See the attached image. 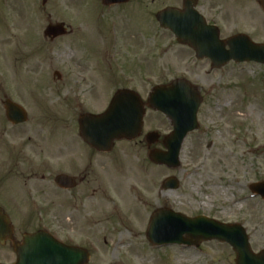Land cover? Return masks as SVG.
<instances>
[{
    "label": "rangeland",
    "instance_id": "rangeland-1",
    "mask_svg": "<svg viewBox=\"0 0 264 264\" xmlns=\"http://www.w3.org/2000/svg\"><path fill=\"white\" fill-rule=\"evenodd\" d=\"M43 1L0 0V207L14 240L0 246V264H13V244L38 230L85 249L88 264H235L231 248L216 241L197 248L152 246L146 229L162 208L241 225L253 252L264 249V201L248 189L264 182V67L230 63L211 71L197 62L155 20L166 7L180 9L183 0H131L108 8L100 0ZM196 1L221 38L242 33L264 43L259 0ZM49 23H63L72 33L49 43L43 36ZM80 56L90 62L86 83L103 86L99 97L82 96L81 72L73 65ZM179 78L197 87L203 103L178 169L146 157L149 130L161 127L153 147L164 150L171 125L163 116L161 122L146 118L139 139L117 142L107 155L79 139V116L103 111L114 89ZM5 100L23 107L26 123L7 122ZM85 172L90 176L72 191L54 183L59 174L78 180ZM168 177L178 180L177 190L161 191Z\"/></svg>",
    "mask_w": 264,
    "mask_h": 264
},
{
    "label": "water",
    "instance_id": "water-1",
    "mask_svg": "<svg viewBox=\"0 0 264 264\" xmlns=\"http://www.w3.org/2000/svg\"><path fill=\"white\" fill-rule=\"evenodd\" d=\"M129 0H101L104 6L125 4ZM45 2V0L43 1ZM264 12V0L259 1ZM195 0H184L182 10L166 8L155 16L159 26L170 31L177 42L192 48L197 59L208 58L215 68L230 61L235 63L254 62L264 65V44L253 43L246 35L237 34L224 41L219 40V30L209 26L194 9ZM44 35L56 38L65 35L63 25H49ZM227 46L228 49H225ZM155 88L149 100L150 106L170 121L172 132L164 139L166 152L151 151L149 160L159 166L177 169L183 140L188 133L198 128L197 110L201 104L196 89L182 79L161 86V103ZM6 119L14 124L26 121L24 110L6 100L3 103ZM143 118L142 104L137 95L130 91H118L109 108L101 115H82L78 119L80 138L93 149L107 153L116 141H133L141 133ZM149 145L157 140L155 133L147 135ZM55 182L62 188H72V181L58 176ZM179 184L173 178L162 182L161 191L176 190ZM249 190L264 200V182L253 183ZM12 235L8 217L0 209V245ZM147 240L155 246L185 245L199 246L201 242L226 243L235 253V264H264V251H251L248 237L240 225H227L203 216L188 218L169 209H158L150 217L146 232ZM14 264H87L89 254L80 248L61 244L44 231L24 235L21 244H15Z\"/></svg>",
    "mask_w": 264,
    "mask_h": 264
},
{
    "label": "flooded vegetation",
    "instance_id": "flooded-vegetation-1",
    "mask_svg": "<svg viewBox=\"0 0 264 264\" xmlns=\"http://www.w3.org/2000/svg\"><path fill=\"white\" fill-rule=\"evenodd\" d=\"M208 24H210V23H208ZM72 33V31H71V29L69 28V27H67V34L65 35V36H63V37H67V36H69L70 34ZM63 37H61V38H63ZM45 39L46 40H48L49 41V43H53L54 41H56L57 39H60V38H55V39H52L51 37H45ZM220 39H224V38H221L220 37ZM188 48V47H187ZM189 49V48H188ZM192 53H193V55H194V52L191 50V49H189ZM72 58V57H71ZM86 57H78L76 60H74L73 61V65L76 67V68H78L79 70H80V72H81V74L79 75V78L81 79V86H83L82 88H81V92H83L82 93V96L85 98V99H88V97H90V96H92V97H96V96H100V94L98 93V92H100V86H102V85H99V84H89L88 82L86 83V79H87V77H88V75H89V59H85ZM194 58H195V56H194ZM195 60L197 61V62H204L205 63V65H207L209 68H210V70L211 71H217V70H215V69H213L212 68V63L208 60V59H202V60H197L196 58H195ZM113 66H111V68H112ZM226 67V66H225ZM225 67H223V68H225ZM223 68H221V69H223ZM220 70V69H219ZM165 84H161V82L159 83V84H157V85H154V86H149V85H145V86H142V87H139V89L138 88H136V87H138V86H134V85H128V86H122V87H120V88H116V89H114L113 90V92H112V94H111V96H110V98H109V100H108V102H107V105H106V108L103 110V111H101V112H96V113H91V112H87V113H83V114H101V113H103L106 109H107V107L109 106V104H110V101H111V99H112V97L114 96V94L117 92V91H119V90H130V91H133V92H135L137 95H138V97H139V99H140V101H141V103L143 104V110H144V116H143V125H142V129L143 128H145L144 127V124H145V122H146V118H149V117H151V116H156L158 119H159V121L161 122V111H159V112H157V111H155V110H153L152 108H151V106L148 104V101H149V98L151 97V95L153 94V90H154V88L155 87H158V88H160V90H159V93H158V99H159V101L161 102V86H164ZM103 87V86H102ZM84 88V89H83ZM83 89V90H82ZM199 92V91H198ZM219 90L217 91V94H215V96H214V98H216V101L219 99ZM199 96L203 99V96L199 93ZM142 129H141V136H142ZM151 132H156L157 133V135H158V138H157V142L155 143V144H153V145H149L148 144V142H147V138H146V136H147V134L148 133H151ZM140 136V137H141ZM161 140V127H158V132L156 131V130H149L147 133H146V135L144 136V142H145V144H146V156L147 155H149V153L151 152V151H153V150H161L160 148H157V147H153V146H155V145H157V143H158V141H160ZM162 140H163V137H162ZM163 142V141H162ZM161 142V143H162ZM88 147V146H87ZM162 147H163V143H162ZM91 151H93L94 153H96L97 155H107V154H104V153H100V152H98V151H96L95 149H93V148H91V147H88ZM113 150V149H112ZM111 150V151H112ZM116 160H118V159H116ZM95 173H92V175H94ZM30 177L29 178H32L33 177V175L32 174H30L29 175ZM90 176V173H86L85 172V174H83L80 178H78V180H76L74 177H70L72 180H73V182L75 183V188L77 187V182L79 183V184H82V183H85V181H86V179L88 178V177ZM74 188V189H75ZM61 190V189H60ZM73 190V189H72ZM72 190H66V189H62V191H72ZM70 197H72V195L70 196Z\"/></svg>",
    "mask_w": 264,
    "mask_h": 264
},
{
    "label": "bare ground",
    "instance_id": "bare-ground-1",
    "mask_svg": "<svg viewBox=\"0 0 264 264\" xmlns=\"http://www.w3.org/2000/svg\"><path fill=\"white\" fill-rule=\"evenodd\" d=\"M134 220L136 221L137 225L141 224L142 214H141V211L139 209L135 210V212H134Z\"/></svg>",
    "mask_w": 264,
    "mask_h": 264
}]
</instances>
